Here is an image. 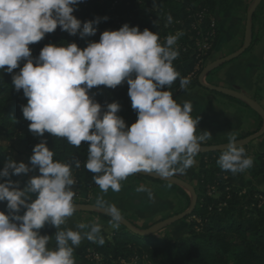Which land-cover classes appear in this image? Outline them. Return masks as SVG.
Returning a JSON list of instances; mask_svg holds the SVG:
<instances>
[{"label":"clouds","instance_id":"1","mask_svg":"<svg viewBox=\"0 0 264 264\" xmlns=\"http://www.w3.org/2000/svg\"><path fill=\"white\" fill-rule=\"evenodd\" d=\"M80 2L0 0V71L13 73L25 61L12 81L27 98L22 113L30 121L29 130L41 137L47 132L66 138L76 147L88 142L85 167L95 174L94 183L105 193L109 189L119 192L121 181L139 172L163 177L185 172L196 163L202 143L211 134H197L200 116L193 118L190 101L178 103L170 90H162L170 89L178 77L182 89L190 83L173 64L179 55L174 45L182 33L169 35L162 43L158 32L125 23L119 30L103 31L99 42H89L83 49L75 42L49 43L33 58L29 45L58 26L81 38L96 34L94 24L100 18L82 24L73 15ZM125 81L131 107L137 112L130 127L117 115L118 102L102 111L101 104L89 95L93 86L114 89ZM80 163L74 160L76 168ZM30 164L31 169L9 159L0 170V178H9L0 183V202L7 201L9 210V214L0 211V264H76L74 250L82 240L105 243L98 235L101 225L78 223L76 230L61 229L76 211L72 164L54 159L46 140L34 146ZM217 164L236 174L250 168L253 158L230 135ZM37 167L39 175L31 177L22 190L10 178ZM137 191L153 198L143 185ZM21 207L26 209L24 214H16ZM97 207L112 217L114 228L119 227L121 212L115 205L98 198ZM46 223L57 229L55 248L49 246L52 237L40 234Z\"/></svg>","mask_w":264,"mask_h":264},{"label":"trees","instance_id":"2","mask_svg":"<svg viewBox=\"0 0 264 264\" xmlns=\"http://www.w3.org/2000/svg\"><path fill=\"white\" fill-rule=\"evenodd\" d=\"M83 2L81 0L75 6L73 15L81 20L82 24L100 18V22L94 24L97 28L96 34L81 38L79 33L70 35L58 26L54 32L46 34L40 42L29 45L33 58H37L42 48L49 43L59 46L75 42L83 49L89 42H99L103 31L119 30L127 23L129 26H138L141 31L147 28L158 32L161 38L165 36L162 31H171L173 35L175 32L182 33L177 40L179 55L173 64L176 69L180 62H187L181 76L186 78L194 70L197 61L196 32L191 29L194 21L193 13L206 8L218 21L221 13L229 7L231 0H142L141 3L138 0H88L86 4ZM169 16L172 17L171 23L168 22ZM104 17L108 19L104 20ZM204 25L207 28L209 22ZM166 27L168 30L165 29ZM218 36L219 29L216 40ZM24 63L25 61L22 60L13 73L0 71L1 131L8 139L16 141L31 154L36 144L46 140L47 146L54 152V159L72 164V172L77 179L79 190L83 192L90 189L96 184L92 179L95 174L85 167L88 142H82L81 146L76 147L69 144L66 138L54 137L47 132L41 137L29 130L30 121L26 120L22 113V106L27 104V98L22 89L20 91L15 89L12 81L13 75L20 71ZM219 68L211 70L207 75L214 74ZM190 86L202 85L197 78ZM128 88L126 81L114 89L104 85L93 86L89 95L101 104L102 111L107 110L109 103L118 102L121 108L117 115L125 120L127 127H130L137 120V112L131 107ZM174 90H181L180 81ZM219 94L232 103L248 108L255 116L260 117L258 112L243 100L232 95ZM259 119L262 123V118ZM261 128L262 124L257 131L242 133L238 138L247 137ZM240 146L253 158L252 166L246 169L250 178L255 181L262 177L264 180V151H258L252 156L250 144ZM11 148L0 145V170L9 159L14 160ZM222 151L196 155L201 159L198 167V186L195 188L198 201L192 214L185 218H190L186 235L172 243L159 235L144 236L133 233L119 224L111 234L105 235L101 230L98 235L104 237L105 243L100 245L91 242L81 254L82 258L86 250L92 248L103 256L102 264H264V190L255 183L251 186L234 187L233 180L237 173L221 170L217 164ZM75 159L81 162L79 168L75 167ZM145 179L158 183V194L162 197L182 195L186 203L181 213L190 207L192 197L178 184L153 179L139 173L130 175L124 181L140 184ZM6 180L7 177L0 178V183ZM214 182L218 191L210 195L206 185ZM0 211H3L1 207ZM90 213L97 215L104 223L112 221V217L108 214ZM130 222L138 227L135 221L130 220Z\"/></svg>","mask_w":264,"mask_h":264},{"label":"crops","instance_id":"3","mask_svg":"<svg viewBox=\"0 0 264 264\" xmlns=\"http://www.w3.org/2000/svg\"><path fill=\"white\" fill-rule=\"evenodd\" d=\"M255 0H231L229 7L221 13L218 19L219 36L214 45V49L210 55L205 59L204 65L208 66L215 61L226 58L241 50L245 41V32L247 24L248 10L253 5ZM255 17L252 20V44L248 51L241 54L235 60L229 63L219 65L220 67L214 74L206 75L205 80L208 84L220 87H226L256 100L264 108V5L259 6L256 10ZM186 61L178 64L176 70L182 76L183 67ZM216 67V68H217ZM215 69V68H214ZM209 78V80H208ZM180 81V77L173 82L170 89L165 86L162 90H170L173 93V98L178 103L190 101L193 105L191 115L193 118L200 116L199 124L197 125V134L207 131L211 134V138L203 143H212L219 145L228 143L229 136L235 135L236 139L242 133L257 131L260 126L259 117L250 113L249 109L241 105L232 103L226 97L219 94L217 91L210 90L203 86H187L182 91L174 90ZM4 137L2 141L7 143V137L1 132ZM3 144V143H2ZM12 144V142H11ZM253 144L259 150L264 151V135L255 141ZM17 144L15 143V146ZM14 161L24 162L31 169L29 157L17 158L13 154ZM196 163L188 168L185 172L180 173L179 176L195 187V181L198 180V167L200 164V157H195ZM39 174L38 167L29 171L27 174L12 175L11 180L17 184L19 189H23L27 181ZM7 179H9L7 177ZM243 181L244 186H251L253 183L260 185V180L253 181L248 173L245 171L237 173L234 178V187H237L236 181ZM121 190L113 192L111 189L107 193L102 192L100 188L94 193L93 202L97 204V199L102 198L106 204L115 205L116 208L129 221L135 220L139 223L138 226L152 223L156 218L166 214L176 207L175 197H162L158 194L156 184L150 181H142L140 184L128 183L121 181ZM145 186L150 189L153 198H149L147 192H139L137 189L140 186ZM73 190L76 187L73 185ZM34 198V197H33ZM74 203V202H73ZM0 207L6 214H9L7 209V201L0 202ZM26 209L21 207L16 214L23 215ZM99 223L101 230L107 235L114 229L112 223H104L100 218L90 212H77L72 217L68 218L66 223L61 226V229L71 228L76 230L78 223ZM41 235H48L52 237L49 246L55 248V233L57 229L46 223L40 230ZM87 231V229L85 230ZM92 241L87 239L82 240L80 245L74 250V257L76 264H102L101 262L90 261L82 258L87 245Z\"/></svg>","mask_w":264,"mask_h":264},{"label":"water","instance_id":"4","mask_svg":"<svg viewBox=\"0 0 264 264\" xmlns=\"http://www.w3.org/2000/svg\"><path fill=\"white\" fill-rule=\"evenodd\" d=\"M262 1L263 0H255L253 5L248 10L246 32H245V41H244V45L241 48V50L238 51L237 53L233 54V55H230V56H228L226 58H222V59H220L218 61H215L212 64L206 66L204 68L203 73H202L201 76H203V75L206 76L211 70H213L217 66L232 61L233 59L239 57L241 54L246 52L247 49L250 48V46L252 44V38H253L252 37V20H253V17H254V14H255L256 10L261 5ZM202 78L203 77H201L200 83H201V85L203 87H206V88H208L210 90H213V91H217L219 93L232 95V96H235V97L243 100L245 103L250 105L253 109H255L258 112V114L264 120V108L256 100L250 98L248 95L243 94L241 92H238V91L226 88V87L214 86V85H210L208 83H205L202 80ZM263 135H264V125L258 132L253 133V134H251V135H249L247 137H244V138H241V139H237V146L250 144L251 142L255 141L256 139L260 138ZM226 145H227V143H223V144H219V145L202 144L201 145V151L199 153L221 151V150H224ZM139 174L144 175L146 177L153 178V179H158V180L172 182V183L178 184L182 188L187 189L192 194L191 205L186 211H184L182 213H179V214H177L175 216H172V217H170V218H168L166 220H163V221H160L158 223H155L154 225H152V226H150L149 228H146V229H142L141 230V229L136 228L123 214H121V221H120L119 224H121L122 226L126 227L128 230L132 231L133 233L147 236V235H150L151 232L154 229H158V228H160L162 226H165L167 224L183 220L187 216L192 214V212L194 211V209H195V207L197 205V201H198V195H197L196 189H195V187L193 185H191L190 183H188L187 181H185L184 179H182L181 177H178L176 175L163 177V176L157 175L155 173L139 172ZM74 204L76 206V211L75 212H98V213L107 214L103 210V208L97 207V204H95V203H77V202H74Z\"/></svg>","mask_w":264,"mask_h":264},{"label":"rangeland","instance_id":"5","mask_svg":"<svg viewBox=\"0 0 264 264\" xmlns=\"http://www.w3.org/2000/svg\"><path fill=\"white\" fill-rule=\"evenodd\" d=\"M264 5V0L262 1V3H261V5L260 6H263ZM223 13V12H222ZM210 17H213L211 14H210ZM217 25H218V22H217ZM167 27H169V26H167ZM167 27L165 28L166 30H168L167 29ZM175 27V26H174ZM173 26H172V28H174ZM219 29V28H218ZM217 29V30H218ZM175 31V30H174ZM178 32H175V34H177ZM162 34H165V36H163V38H161L160 37V40H161V42L162 43H164L165 41H166V38L169 36V35H173V33L171 32V31H167V32H165V31H162ZM215 43H216V38H215V40H214V45H215ZM174 47L175 48H177L178 47V44L176 43V45H174ZM214 49V47L212 48V50ZM211 53V52H210ZM210 53H209V55H210ZM208 55V56H209ZM229 63V62H228ZM206 67V65H203V66H201L198 70H197V72H196V75L194 76V77H192V78H190V83L188 84V86H190V84H192V82H194L195 83V81H196V79L198 78V80L200 81L201 80V77H203L202 78V80L205 82V83H207L206 82V80H205V75H203V76H201L202 75V73H203V70H204V68ZM190 74V73H189ZM188 74V75H189ZM187 75V76H188ZM187 78V77H186ZM208 80H209V78H208ZM179 84V83H178ZM196 87V86H195ZM200 87V86H199ZM181 88V87H180ZM176 91H182V88H181V90H176ZM250 111V110H249ZM252 115H254L252 112H250ZM255 116V115H254ZM260 116V115H259ZM261 117V116H260ZM259 117V118H260ZM258 118V119H259ZM262 118V117H261ZM260 120V119H259ZM262 123H261V120L259 121L260 122V124H262V127H263V125H264V120H263V118H262ZM2 131H1V129H0V133H1ZM5 136H6V134L4 133V132H2ZM2 137H4L2 134H0V145L2 146V147H5V148H11L10 150H11V154H12V156H13V154L17 157V158H20V157H22V158H26V157H29V161H30V157H31V153L29 152V151H27L26 149H24L23 148V146L22 145H20V144H18V143H16V141H14V140H10V139H8L7 138V143H4L3 141H2V143H1V140H2ZM7 137V136H6ZM262 137V136H261ZM11 142H12V144H11ZM15 143L17 144L16 146H15ZM252 143V142H251ZM250 143V154L252 155V156H254L255 155V153L256 152H258V151H261V150H259L258 148H256L253 144H251ZM14 159V158H13ZM39 175V174H38ZM173 175H176V176H178V177H180L179 176V174L178 173H174ZM225 178H227L226 176H225ZM259 180H260V185H259V188L260 189H262V190H264V180H263V178L262 177H260L259 178ZM144 181H150V182H152V183H154V184H156L157 185V187H159V185H158V183H156V182H154V181H152V180H148V179H145ZM163 181V180H162ZM234 181V180H233ZM195 188H197V186H198V180H196L195 181ZM236 184H237V187H244V185H243V181L240 183V181H236ZM93 191H94V193L99 189L98 187H97V185H92L91 187H90ZM247 188V187H246ZM185 189V188H184ZM206 189H207V191L209 192V191H212V192H215V191H218V189H217V186H216V183L214 182V183H208L207 185H206ZM189 194H190V196L192 197V194L190 193V191H188L187 189H185ZM94 193H93V196H94ZM173 195H175V194H173ZM173 195H171L172 197H175V199H176V207H174V209H172V210H170L169 212H167L166 214H163L162 216H160L159 218H156L152 223H149V224H145V225H143L142 224V226H138V227H136V228H138V229H146L145 228V226H148V225H154L155 223H158V222H160V221H163V220H166V219H168V218H170V217H172V216H175V215H177V214H179V213H181V211H182V209H183V207H184V204L186 203V199H183L182 198V195L181 196H173ZM192 199V198H191ZM91 203H94L93 202V198H92V200H91ZM133 221H135V220H133ZM136 222V221H135ZM189 222H190V218H188V219H183V220H180V221H177V222H174V223H170V224H167V225H165V226H162V227H160V228H158V229H154L152 232H151V235H159V236H162V237H165V238H167L168 240H170L172 243H175L176 241H177V239L178 238H180V237H182V236H184V235H186L187 234V232H188V225H189ZM137 223V222H136ZM137 225H139V223H137ZM112 233V232H111ZM111 233H109V234H111ZM102 258H103V256H102ZM102 262H103V259H102ZM101 262V263H102Z\"/></svg>","mask_w":264,"mask_h":264},{"label":"built area","instance_id":"6","mask_svg":"<svg viewBox=\"0 0 264 264\" xmlns=\"http://www.w3.org/2000/svg\"><path fill=\"white\" fill-rule=\"evenodd\" d=\"M83 3H87L88 0H83ZM139 3L142 2V0H138ZM84 4V5H85ZM193 17V23L191 26V29L196 32V63L194 66V70L187 76V78H192L196 75L197 70L204 65V61L206 57L209 55V53L212 51V48L214 47V40L217 35V20L214 17H210V13L208 9L203 8L199 11H196L192 15ZM209 22L208 27H205V23ZM73 178L75 179V196L73 202L77 203H91V200L93 198L94 191L90 188L86 191H80L77 187V179L75 177L74 172H72ZM210 195L214 194L215 192L209 191ZM84 258L86 260L90 261H96V262H102V255L100 253H97L92 248H88L86 252L84 253Z\"/></svg>","mask_w":264,"mask_h":264}]
</instances>
